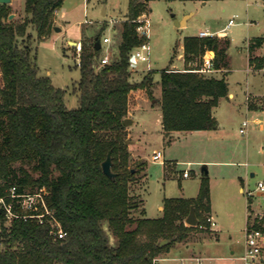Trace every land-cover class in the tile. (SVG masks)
Here are the masks:
<instances>
[{
	"label": "trees",
	"instance_id": "16d2710c",
	"mask_svg": "<svg viewBox=\"0 0 264 264\" xmlns=\"http://www.w3.org/2000/svg\"><path fill=\"white\" fill-rule=\"evenodd\" d=\"M63 2L25 0L27 15L21 20L9 17L10 3L0 2V194L13 184L20 191L45 187L47 201L67 231L57 238L48 220L16 218L7 233L9 245L0 252V264H148L175 242L187 240L194 230L210 231L186 221L192 204L199 220H206L210 209L208 171L202 173L197 196H166L163 215H144L143 200L131 192L130 184L145 169L147 160L131 166L124 118L136 104L139 89L153 97V71L133 80L130 69V54L142 41L136 18L145 11L146 3L129 0L119 53L110 62H98L102 46L96 48V40L101 31L91 43L83 41L79 102L68 107L65 88L39 74L32 44L20 40L31 37L30 22L38 39L49 35L55 11ZM263 43L262 35L248 42L254 67L264 65L254 54ZM183 45L187 61H202L210 48L215 51L216 69L230 67L231 38L227 35L189 34ZM196 68L165 67L160 71L162 124L167 136L173 130L218 126L213 108L220 97L228 96V80L225 75H206ZM109 151L114 176L106 174L102 166ZM110 232L116 243L111 242ZM164 239L168 241L162 243Z\"/></svg>",
	"mask_w": 264,
	"mask_h": 264
},
{
	"label": "rangeland",
	"instance_id": "374dc122",
	"mask_svg": "<svg viewBox=\"0 0 264 264\" xmlns=\"http://www.w3.org/2000/svg\"><path fill=\"white\" fill-rule=\"evenodd\" d=\"M144 1L145 13L151 19L153 68L147 69L143 62H134L132 52L130 60L133 64L130 63V68L133 80H141L145 73L153 71V97L144 89L137 91L136 104L131 105L127 113V117L134 120L126 125V136L131 152L130 164L135 166L139 160H147L148 180L146 183L144 172H139L137 179L130 184L131 192L143 195L147 214L156 216L161 213L159 204L163 203L164 197L195 194L206 165L212 185V202L217 209L215 220L223 229L222 239L226 250H229L227 242L230 234L239 236L244 226L247 190L254 192L251 196L255 203H264V193H257L258 181L264 180V129L252 124L248 132L240 131L242 120L247 116L261 117L264 126V65L254 67L248 61L250 38L264 34V0ZM128 3L129 0H64L63 5L55 11L53 29L49 35L38 39L35 26L30 22L28 32L31 37L20 38L21 43L27 41L32 44L39 74L49 76L56 86L65 88L68 107H75L79 102V55L82 49L77 50L75 41L81 40L83 43L87 40L91 43L96 33L101 31L99 64L106 52H109L111 59L116 57ZM11 8L16 20L27 15L25 0H15ZM191 12L186 26L176 24V18L183 19ZM231 17L235 18V23L227 30L216 33L219 36L228 34L231 38V70L214 69L203 73L223 76L228 72L230 91L235 96L230 93L222 96L214 106L213 113L218 120L216 128L181 133L169 144L166 141L169 136L164 137L162 128L160 71L165 67H200L203 62L198 58L185 59V36L204 28L220 30ZM105 35L111 36L110 44L104 41ZM70 39L74 42H69ZM254 54L261 57L264 64V49ZM157 149L164 150L166 159L178 160L172 172H168L166 167H170V163L152 158ZM185 169H190L188 177L182 176ZM241 184H244V191L240 190ZM259 209L264 207L254 208L251 212L254 214ZM206 234L194 230L187 240L175 242L170 248L171 252L160 254L163 258L161 264H183V260H186V264H196L191 259L196 256L203 257V264H239L238 258L236 261L204 258L206 245L200 242ZM110 235L111 242L116 243L117 238L111 232Z\"/></svg>",
	"mask_w": 264,
	"mask_h": 264
},
{
	"label": "built area",
	"instance_id": "2783aa9c",
	"mask_svg": "<svg viewBox=\"0 0 264 264\" xmlns=\"http://www.w3.org/2000/svg\"><path fill=\"white\" fill-rule=\"evenodd\" d=\"M113 21V19H111ZM136 30L142 41L134 47L131 54V59L134 62H143L147 69L153 68L152 59V45L150 41V27L151 19L145 13V11L136 18ZM235 23V18L231 17L223 28L220 30H210L208 28L200 29L197 33L199 36L215 35L218 31L227 30V28ZM104 41L106 44H110L111 36L105 35ZM77 50L82 49V41H75ZM215 51L213 49H206L202 56V65L196 70L201 72L212 71L215 68L214 65ZM111 61L109 52H106L101 57V64H105ZM130 63L132 61L130 60ZM131 69V68H130ZM251 123L262 124V119L259 116L245 117L242 120L240 131L247 132ZM264 150V143L262 145ZM152 158L154 160H161L166 163L163 156V150L157 149L153 152ZM190 174V169H185L183 175ZM258 192L264 193V180H259L257 184ZM47 190L45 187L36 188L35 190L20 191L17 185L13 184L6 189L4 194H0V208L3 210V216L0 217V252L4 251L8 245V232L12 228L13 221L16 218H30L35 219L38 222H45L48 220L51 224V233L55 237H64L67 231L63 228L61 222L56 218L53 208L49 205L46 198ZM248 195H253L252 190L247 191ZM264 209H259L253 214L251 212V218L247 222L245 231V248L244 251L237 256L239 264H264ZM216 224L215 218L212 214H206V220L200 221L195 224L201 228L209 227L213 228ZM162 257L160 255L153 257L152 262L148 264H161ZM192 260L196 261V264H203L202 256L192 257ZM183 264H186V260H183Z\"/></svg>",
	"mask_w": 264,
	"mask_h": 264
},
{
	"label": "crops",
	"instance_id": "0c3cea01",
	"mask_svg": "<svg viewBox=\"0 0 264 264\" xmlns=\"http://www.w3.org/2000/svg\"><path fill=\"white\" fill-rule=\"evenodd\" d=\"M14 1L15 0H11L10 4L12 5V3H14ZM191 14H192V12L185 15V23L186 24L183 25V26H186L188 24V17L191 16ZM195 34H197V33H195ZM223 35L229 36L228 34H223ZM261 35L264 36V34H261ZM257 36H259V35H257ZM70 41L74 42L72 39H70L69 42ZM263 44L261 46L257 47L254 50V52L258 51L260 49H264V45ZM183 52H184V45H183ZM229 59H230V55H229ZM248 61L250 63V55L249 54H248ZM230 65H231V59H230ZM220 69H224V68H218V70H220ZM228 70H231V67H229ZM224 75L226 76V79H227L228 72L226 74H224ZM218 77H221V76H218ZM228 83H229V81H228ZM229 89H230V86H229ZM229 93L233 94L235 96V93L232 90ZM252 124L257 126L259 129H264L263 124L251 123L250 125H252ZM162 128H163V126H162ZM194 130H199V129L173 130L171 132V134H169V138H167V139L165 138V139H166L167 143L171 144V143H173L175 141L176 138H178L180 136L181 133H184V132H188L189 133V132H192ZM248 130H249V128H248ZM248 130H247V132H248ZM164 137H165V133H164ZM164 153L165 152L163 150V156H164ZM164 159L167 161L165 164H167V163L169 164L170 163V167L166 165V167L168 168V172H172L174 170V167L177 164L178 160L177 159L168 160L165 157H164ZM206 168H207V166H206ZM204 169H205V167H204ZM143 172L145 173L144 174V179H145V182L147 183L148 173L146 172V165H145V169L143 170ZM252 174H254V173H252ZM189 175H187V177ZM182 176H185V175H182ZM209 180H210V209H209V213L212 214V216L214 218H216L217 209L214 207L213 202H212V194H211L212 185H211V179H209ZM146 183H145V185H146ZM200 185H201V179H200V182L198 184V187H197L196 192H195L194 195H187V196L186 195L185 196L184 195H179V196H183V197H195V196H197V194L199 193V190H200ZM240 190L241 191L245 190L244 189V184L240 185ZM257 193L263 194L262 192H257ZM247 196H248V198H247L246 213H245L246 217H245V222H244V226H243L241 234L239 236H236V237L233 236L232 234H230V240L227 242L228 246H229V250H226V248L224 246L226 244L223 241L224 239H222L224 237V236H222V232H223L222 230L223 229H222L220 223L216 222L215 226L211 229V231L207 232V234L203 237V241L200 242V243H203L204 245H206V249L203 250L204 252H206V255H204L205 256L204 258L210 259V260H212V259L214 260V259H217V258H219V259L224 258V259L236 261L237 260V256L240 255L244 251V248H245V231H246L247 222L251 218V211L254 208L264 207V203H262L260 201L255 203V201H254V199H253V197L251 195H247ZM170 197H172V196H170ZM140 198H142V200H143L141 207H144V209H145V214L144 215L145 216H150V215L147 214V208H146V205H145V198L143 197V195H141ZM163 208H164V200H163V203L159 204V209L161 210V213L156 215V216L163 215ZM156 216H150V217H156ZM229 231L233 232V230H229ZM167 252L168 253L171 252V249L169 251H167ZM164 258H166V257H164Z\"/></svg>",
	"mask_w": 264,
	"mask_h": 264
},
{
	"label": "water",
	"instance_id": "95a60500",
	"mask_svg": "<svg viewBox=\"0 0 264 264\" xmlns=\"http://www.w3.org/2000/svg\"><path fill=\"white\" fill-rule=\"evenodd\" d=\"M11 0H0V2H8L10 3ZM14 16V13L11 12L9 14V17L12 18ZM176 24L178 26H183L185 25V17L183 19H177L176 18ZM58 29H60V27H56ZM102 46V42H101V38H98L96 40V48H100ZM133 120V118L131 117H125L124 118V123L127 125L129 122H131ZM102 166H103V170L106 174H108L109 176H114L115 175V172L113 171V160H112V155H111V151L108 152V155L107 157L103 160L102 162ZM205 169L207 170L206 168V165L204 166ZM186 221L189 223V224H197L199 222V217L197 216V213H196V208H195V205L192 204L191 205V208H190V211H189V214L187 215L186 217ZM168 241L167 239H164L162 240V243Z\"/></svg>",
	"mask_w": 264,
	"mask_h": 264
}]
</instances>
